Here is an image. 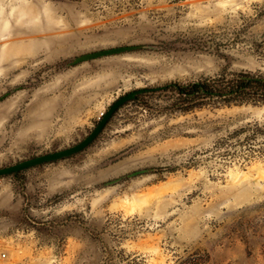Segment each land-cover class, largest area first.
Here are the masks:
<instances>
[{"label":"rangeland","instance_id":"374dc122","mask_svg":"<svg viewBox=\"0 0 264 264\" xmlns=\"http://www.w3.org/2000/svg\"><path fill=\"white\" fill-rule=\"evenodd\" d=\"M247 78L264 0H0V169L167 87L81 153L0 177V264H264V99L222 95Z\"/></svg>","mask_w":264,"mask_h":264},{"label":"water","instance_id":"95a60500","mask_svg":"<svg viewBox=\"0 0 264 264\" xmlns=\"http://www.w3.org/2000/svg\"><path fill=\"white\" fill-rule=\"evenodd\" d=\"M144 46H128V47H117L113 49H108V50H102V51H97L89 54H85L79 57H76L73 59L71 62V66H75L84 62L100 59V58H105L109 56H115L127 52H132V51H138L141 49H144ZM250 80V78H248ZM167 87H157V88H151V89H141L137 91L130 92L120 99H118L106 112L102 120L98 123V125L95 127V129L79 144L64 149L60 151H56L54 153L46 154V155H40L32 159L25 160L23 162H20L18 164L8 166L5 168L0 169V177L3 176H8L12 174H16L22 171H25L30 168H34L46 163L58 161L64 158L71 157L73 155H76L78 153H81L85 149H87L92 143L96 141V139L102 134V132L106 129V127L109 125L110 121L113 119L115 114L119 109H121L124 105L127 103L136 100L140 95L147 94V93H152V92H158L165 90ZM210 94H215V95H220L218 93H210ZM223 96H231L233 93H226L222 94ZM149 173V170H142V171H137L134 172L130 175H128L129 178L137 177L139 175H143ZM120 179H117L115 181L109 182L106 185H114L118 183Z\"/></svg>","mask_w":264,"mask_h":264},{"label":"trees","instance_id":"16d2710c","mask_svg":"<svg viewBox=\"0 0 264 264\" xmlns=\"http://www.w3.org/2000/svg\"><path fill=\"white\" fill-rule=\"evenodd\" d=\"M203 88H205L206 89V86H203ZM203 88H201V86L200 85H194V86H188L187 88H180L179 89V93L181 94V95H183V94H191V93H201L202 91H205L206 93V95L207 94H209V93H211V92H208L207 90H205V89H203ZM232 92H230V93H233V97L234 96H239V95H244V96H250V97H253L254 98V100H256L257 101V99H264V81H259V80H256V79H250V80H248V78L247 79H244L243 81H237V84L236 85H234L233 87H232ZM187 91H189V93H186ZM204 94V95H205ZM133 101H135V100H133ZM133 101H131V102H133ZM130 103V102H129ZM129 103H127L126 105H128ZM126 105H124V106H126ZM123 106V107H124ZM122 107V108H123ZM121 108V109H122ZM121 109H119L118 111H117V113L115 114V116L119 113V111L121 110ZM115 116L113 117V119L115 118ZM112 119V120H113ZM112 120L110 121V123L112 122ZM109 123V124H110ZM105 131V130H104ZM103 131V132H104ZM102 132V133H103ZM99 138V137H98ZM97 138V139H98ZM96 139V140H97ZM93 144V143H92ZM91 146V145H90ZM86 150V149H85ZM20 173V172H19ZM19 173H16V174H12V175H17V174H19ZM9 176V175H8Z\"/></svg>","mask_w":264,"mask_h":264}]
</instances>
